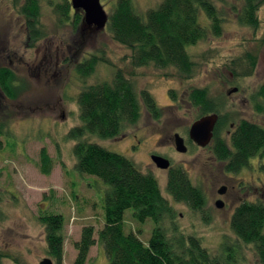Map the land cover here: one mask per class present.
<instances>
[{"label": "rangeland", "instance_id": "1", "mask_svg": "<svg viewBox=\"0 0 264 264\" xmlns=\"http://www.w3.org/2000/svg\"><path fill=\"white\" fill-rule=\"evenodd\" d=\"M69 1V2H68ZM71 0H40V39L29 38L25 17L14 0H0V65L9 66L19 79L22 93L14 102H0V252L3 264H40L47 253L45 227L40 217L55 213L65 217L63 264H73L82 229L95 228L97 244L92 247L87 264H107L104 248L99 244V231L105 226V196L108 186L98 177L84 175L75 169L77 159L70 138L73 128L81 126L79 93L85 87L113 80L121 70L138 92L149 91L163 109L155 120L146 111L137 125L128 127L117 139L88 137L108 150L131 159L142 172L152 173L165 197L172 203L176 217L168 227H178L187 235L199 237L204 246L218 254L225 251L224 242L237 248V264H260L252 245L239 243L231 229V217L243 200L264 201V161L253 158L233 179L225 174L226 165L210 148L189 145L179 153L173 137L179 133L188 139L191 125L200 115L199 108L187 100L194 88H207L209 96L227 115L221 137L230 144L228 131L241 119L264 128V114L254 108L253 93L264 84V6L260 9V29L240 25L228 4L220 5L228 13L221 37H209L189 49L201 66L192 79H182L174 69L133 68L131 51L116 42L107 29L76 31L81 19L70 15L62 21L58 7ZM229 3L231 0H228ZM115 0H101L108 16ZM137 10L145 13L162 0H133ZM246 52L257 57L253 73L236 77L231 62ZM98 58L95 72L85 81L75 65L90 56ZM240 72V70H239ZM237 92L228 95V91ZM172 91L173 95L172 96ZM8 116V117H7ZM138 135V138H133ZM189 140V139H188ZM138 145L136 148L134 146ZM46 148L53 160L51 174L40 170L41 150ZM162 154L174 167L186 171L192 185L203 190L206 205L193 211L187 204L175 202L167 192L168 172L158 168L150 154ZM226 164V163H225ZM222 184L229 186L227 204L218 208L215 200ZM234 193V195L232 194ZM222 197V196H221ZM125 231H134L148 242L154 224L140 223L133 210L125 213ZM173 229L170 234H173ZM235 245V246H233ZM51 258V257H50ZM54 261L53 258H51Z\"/></svg>", "mask_w": 264, "mask_h": 264}, {"label": "trees", "instance_id": "2", "mask_svg": "<svg viewBox=\"0 0 264 264\" xmlns=\"http://www.w3.org/2000/svg\"><path fill=\"white\" fill-rule=\"evenodd\" d=\"M221 3L229 5L240 25L256 31L260 29L258 13L264 0H231L230 3L228 0H162L144 14L137 10L133 0H115L107 29L116 42L131 51L134 69H174L182 79H192L201 64L191 56L189 49L209 37H221L229 21ZM14 4L26 19L30 37L40 39L44 35L38 24L42 8L40 0H14ZM58 10L62 13L61 20L67 21L70 4L60 5ZM98 62L93 55L85 58L75 65L76 73L85 81L95 72ZM231 63L236 77H246L255 70L257 57L246 52ZM0 87L10 99H17L22 93L19 79L10 68L0 69ZM252 98L254 108L264 114V84ZM187 100L199 108L198 118L213 113L219 115L213 151L219 161L228 163L229 171L240 170L253 158L264 159L262 126L246 119L239 120L228 145L219 137L221 128L228 122L227 115L209 96V90L194 88ZM77 102L82 125L69 133V137L77 142L73 148L77 159L75 169L81 174L98 177L109 187L105 196V226L99 231L98 239L108 258L107 264H237L235 257L239 251L228 247L231 245L227 242L221 246L222 249L227 246L225 251L214 254L199 237L187 235L178 227H168L176 214L153 174L142 172L128 157L85 138L118 136L139 121L143 107L154 119H160L163 109L151 93L138 92L133 81L117 70L113 80L82 89ZM52 169V157L43 148L40 170L49 175ZM167 192L175 202L185 203L193 211H201L206 205L203 190L192 185L180 167H174L169 173ZM129 209L133 210L136 221L150 220L154 224L147 243L134 231H125V213ZM40 221L46 231L48 255L55 264H63L65 217L51 213L40 217ZM172 229L174 233L170 234ZM231 229L239 243L253 246L259 263L264 264V201L260 198L241 201L231 217ZM96 244L94 226H85L80 240L75 243L77 256L73 264H87ZM4 257L0 252V264Z\"/></svg>", "mask_w": 264, "mask_h": 264}, {"label": "water", "instance_id": "3", "mask_svg": "<svg viewBox=\"0 0 264 264\" xmlns=\"http://www.w3.org/2000/svg\"><path fill=\"white\" fill-rule=\"evenodd\" d=\"M74 9H82L84 11V23L89 26H96L97 30L105 29L109 16L104 9L101 0H72ZM234 89L232 92L237 91ZM219 115L216 113L204 115L198 118L189 129V138L194 141L200 147H207L213 139L214 130L218 123ZM174 142L176 151L179 153H187L188 146L185 143V139L179 134L174 135ZM153 162L160 169H168L171 165V161L160 155L152 156ZM224 193V188L219 190V194ZM224 205L222 200L216 202L218 208H222ZM40 264H54V261L50 257L44 258Z\"/></svg>", "mask_w": 264, "mask_h": 264}, {"label": "flooded vegetation", "instance_id": "4", "mask_svg": "<svg viewBox=\"0 0 264 264\" xmlns=\"http://www.w3.org/2000/svg\"><path fill=\"white\" fill-rule=\"evenodd\" d=\"M69 2V1H68ZM70 9H71V11H70V15H71V17H72V15H75V20L77 19V18H79V17H81V23L79 24V26L76 28L77 30L76 31H78V30H81V29H84L85 27H87V28H89V29H96V26H94V25H92V26H89V25H87V24H85L84 23V11L82 10V9H74V7H73V5H72V0L70 1ZM26 28H28V26H26ZM29 29V28H28ZM30 30H29V32H28V35H29V38H31L30 37ZM79 62H81V61H79ZM78 62V63H79ZM1 68H10L9 66H1L0 65V69ZM11 69V68H10ZM234 89H237L236 87L235 88H233L232 90H229L228 91V95H230V94H233V93H236L237 91H235V92H232ZM1 98H4V99H6L7 101H10V102H14L16 99H10V98H8V97H6L5 95H4V93H3V91H2V88L0 87V102H1ZM143 110H146L144 107L141 109V115H140V119H141V116H142V111ZM8 117V116H7ZM153 118V117H152ZM140 119H139V121H140ZM154 119V118H153ZM161 119V118H160ZM160 119H158V120H160ZM219 119H220V117H219ZM156 120V119H155ZM157 120V121H158ZM138 121V122H139ZM138 122L136 123V124H134V125H131V126H135V125H137L138 124ZM218 123H219V120H218ZM218 123H217V125H216V127H215V130H214V135H213V139L211 140V142H210V144L207 146L208 148H210L212 151H213V147H214V145L216 144V134H217V126H218ZM131 126H129V127H131ZM226 126V125H225ZM221 127H223V126H221ZM237 127V124H235V123H233L232 125H231V130H229L228 131V134H229V136H230V144H231V141H232V135H233V133H234V131H235V128ZM128 128V127H127ZM126 128V129H127ZM125 129V130H126ZM125 130H123L118 136H116V137H114V138H111V139H117V138H119L120 136H122V135H124L123 134V132L125 131ZM222 128H221V130H220V138L221 139H223L222 137H221V132H222ZM0 134H3V132H1ZM176 134V133H175ZM133 138H138V135H134V137ZM184 139H185V143H186V145L188 146V151H189V145H193L195 148H204V149H206L207 147H200V146H198L194 141H192L190 138H189V131H188V139L187 138H185V137H183ZM230 144H228V145H230ZM138 145L136 144V146H134V148H136ZM173 146H174V148H175V142H174V137H173ZM175 150H176V148H175ZM213 154H214V151H213ZM153 155H155V153H153V154H150V157H151V159H152V156ZM156 155H160V156H163L162 154H156ZM215 155V154H214ZM163 157H165V156H163ZM165 158H167V157H165ZM256 159H260V158H256ZM263 159V158H262ZM262 159H260V160H262ZM170 160V159H169ZM153 161V160H152ZM171 161V160H170ZM263 161H264V159H263ZM220 162H222V163H224V166L226 165V167H227V162H223V161H220ZM154 163V162H153ZM226 163V164H225ZM155 164V163H154ZM156 165V164H155ZM180 167V166H179ZM178 167V168H179ZM174 168V166H173V164H172V162H171V165H170V167L168 168V169H166L165 171H167L168 172V178H169V173L171 172V170ZM181 168V167H180ZM242 169H244V167L243 168H241L240 170H238V171H229L228 170V168H227V171L229 172V173H227L226 172V176L228 177V178H230V179H233L234 178V176H235V174H239L240 173V171L242 170ZM184 170V169H183ZM185 171V170H184ZM186 172V171H185ZM145 173H147V172H145ZM150 173V172H149ZM152 174V173H151ZM222 188H224V193L223 194H219V190L220 189H222ZM230 189H229V186L228 185H226V184H222L221 186H220V188L218 189V195L220 196V197H217L216 198V200H215V206H216V202L218 201V200H222L223 201V203H224V205H223V207L227 204V196H229V191ZM232 194V193H231ZM232 195H234V193L232 194ZM222 196V197H221ZM185 204V203H184Z\"/></svg>", "mask_w": 264, "mask_h": 264}]
</instances>
